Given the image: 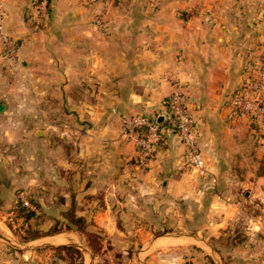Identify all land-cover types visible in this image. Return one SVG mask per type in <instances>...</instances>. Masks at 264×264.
Listing matches in <instances>:
<instances>
[{"label":"crops","instance_id":"obj_1","mask_svg":"<svg viewBox=\"0 0 264 264\" xmlns=\"http://www.w3.org/2000/svg\"><path fill=\"white\" fill-rule=\"evenodd\" d=\"M53 2L47 18L35 20L34 0H0L1 24L16 49L10 57L0 45V218L27 197L46 219L74 209L107 235L103 254L133 249V264H203L205 257L216 263L210 237L244 206L249 229L264 235V133L229 107L264 34H246L248 23L233 20L231 9L216 2L188 0L173 8L130 0L121 9L107 2L102 30L82 1ZM170 79L181 83L195 121L204 177L185 170L174 128L163 129L144 164L135 137L122 133L126 118L162 122ZM183 223H198V236H168L187 233L175 229ZM157 232L165 234L136 239ZM32 246H73L80 264L119 263L94 256L75 230L21 248ZM190 248L195 251L187 253ZM255 250L264 252V243ZM38 262L68 264L49 257ZM253 264H264V256Z\"/></svg>","mask_w":264,"mask_h":264},{"label":"rangeland","instance_id":"obj_2","mask_svg":"<svg viewBox=\"0 0 264 264\" xmlns=\"http://www.w3.org/2000/svg\"><path fill=\"white\" fill-rule=\"evenodd\" d=\"M38 0H34L35 4ZM50 4H53V0H48ZM82 1L84 7L86 8V11L89 12V16H91L92 24L98 28L95 24V22L100 19L105 22V14L106 9H103L105 7V3H112L114 6L117 5L118 9H121L124 5V3L129 2L130 0H94V2H90L88 0H78ZM188 0H153V2H159V3H168L171 5H174V7H178L177 5H182L184 2ZM195 1H202V2H216L219 5L221 4V7H228L231 9L230 14L232 15V19H241L246 21L248 23L246 26H242V28H245L246 34L248 35H255V34H264V0H195ZM47 3V9L49 7V4ZM78 5L79 4L78 2ZM76 5V6H78ZM105 5V6H104ZM181 7V6H179ZM106 8V7H105ZM33 14H35L34 7L32 8ZM29 11V14L30 12ZM178 11V10H177ZM3 13V10H2ZM179 14H183V16H192L193 14L191 12L184 13L181 10L178 11ZM117 15V14H116ZM115 15V16H116ZM35 16V15H34ZM3 18V16H2ZM26 19V16H24ZM47 18V15L46 17ZM37 20V18H34ZM35 22V21H34ZM37 25V24H36ZM40 25V24H39ZM100 29V28H98ZM102 30V29H100ZM264 36V35H263ZM264 47V40L259 42L255 46V48L252 51H259ZM254 53L252 55H249L246 59L245 63V75L247 64L249 63L250 59L253 57ZM200 177V176H199ZM204 177V176H203ZM243 198V195H241ZM24 203V201H22ZM29 204V203H28ZM248 216L246 213L245 206L241 207L238 217L231 221L229 225L222 231L220 235H217L216 238L211 236L209 243H211V248L216 252L219 258H217L216 263L212 261L211 258L205 257L203 264H253L256 259L262 258L264 256V252L261 250H255V248L261 247V243H264V235L261 234V231L257 229L256 227L252 230L251 223L249 224ZM38 221L40 226V230L45 232V230L48 229V226L53 223L52 219H46L43 216H37V219L30 220L29 224L33 227L34 223H37ZM25 222L24 215L21 213H18L13 210V213L9 216L0 218V264H39V259L44 261L46 257L54 258L60 256H65L67 253L63 254L60 250H54L57 247L55 246H32L33 248L29 251L23 250L21 247L23 244L27 243L24 242L23 237H25ZM198 223L191 224L190 226H187L185 223H183L180 226H175V229H186L187 233H170L168 236H198L195 232L197 230ZM12 226V228H9ZM9 232H8V230ZM92 229V228H90ZM96 229V228H95ZM94 230V229H93ZM97 230V229H96ZM99 231V230H97ZM253 233V234H252ZM165 233L157 232L153 233L151 235H137L136 239H139V236L141 239H148L149 237H155V236H161ZM208 236V235H206ZM87 242L86 238L81 235ZM107 235H104L103 241L107 240ZM133 239V236H132ZM37 240V239H36ZM34 241V240H33ZM31 242V241H30ZM32 245H36L35 243ZM73 247V246H69ZM135 247H138V244H136ZM75 248V247H74ZM73 248V249H74ZM133 248V246H132ZM76 252H69L70 257L76 260L77 264H80L79 260L82 257L81 251L77 250L75 248ZM195 248H190L187 253L194 252ZM128 254H122V252L118 250H110L107 254V251L104 252L106 256H109L112 258L113 262L118 264H121L122 262L124 264H133V253L134 250H127L125 251ZM102 253L100 258L104 256ZM118 254L122 255L123 258L119 257L117 258ZM105 256V257H106ZM33 258V259H32ZM207 258V259H206ZM117 259H120L119 261ZM116 260V261H115ZM122 263V264H123ZM185 264H202V262L199 259H195L194 261L189 260L186 261Z\"/></svg>","mask_w":264,"mask_h":264},{"label":"built area","instance_id":"obj_3","mask_svg":"<svg viewBox=\"0 0 264 264\" xmlns=\"http://www.w3.org/2000/svg\"><path fill=\"white\" fill-rule=\"evenodd\" d=\"M94 2V0H88ZM48 0H38L34 5L35 16L44 20L47 15ZM0 5V45L10 57H15L16 49L12 39L4 32ZM100 29L105 22H95ZM246 75L237 85L230 99V110L238 118L251 125H256L264 133V47L254 52L247 64ZM171 93L168 97L169 109L162 115V122L157 117L134 116L122 120V133L135 137V145L141 164L148 162L159 145L163 129L174 128L184 146L183 166L186 171L203 177L206 175L205 162L199 146L195 121L187 112V101L183 87L178 80L170 79ZM164 123V128L161 124ZM28 206L26 202L23 203Z\"/></svg>","mask_w":264,"mask_h":264},{"label":"trees","instance_id":"obj_4","mask_svg":"<svg viewBox=\"0 0 264 264\" xmlns=\"http://www.w3.org/2000/svg\"><path fill=\"white\" fill-rule=\"evenodd\" d=\"M164 107L166 112L169 109L168 99L164 101ZM164 125L165 124L162 123L161 127L164 128ZM259 175L264 177V159L259 169ZM27 203L31 204L35 210L27 208L21 201H18L14 207V211L24 215V219L26 220L24 227L25 237H23L24 242H30L44 236H52L68 230H75L86 238L87 244L89 245L93 255L101 256L104 234L97 231L91 221L77 216L74 209H69L62 211L58 219H52L53 223L48 226V229L45 230V232H43L40 230L41 225H39L38 221H36L37 223H34L33 227L29 224L30 220H36L37 216H42V214L36 213L40 209L39 205L31 197H27ZM1 204L2 203L0 201V210ZM9 228H12V226ZM73 248L74 247H57L54 250H60L63 254L67 253V255L63 257L59 255V257L54 258L56 260L65 261L68 264H77L76 260L70 257V254L68 255L69 252H76L75 248ZM117 256V258L121 257L120 254Z\"/></svg>","mask_w":264,"mask_h":264}]
</instances>
